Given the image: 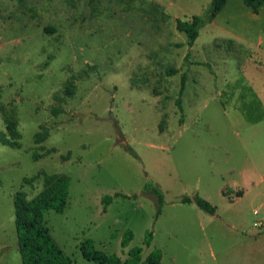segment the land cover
Instances as JSON below:
<instances>
[{
  "label": "rangeland",
  "instance_id": "1",
  "mask_svg": "<svg viewBox=\"0 0 264 264\" xmlns=\"http://www.w3.org/2000/svg\"><path fill=\"white\" fill-rule=\"evenodd\" d=\"M210 3L0 0V130L14 116L21 134L0 144V264H23L14 200L43 191L25 183L43 173L71 179L45 224L75 264H97L88 239L122 260L141 247L161 264H264V5L229 0L189 46L177 20ZM146 185L164 194L159 217ZM118 193L139 198L104 211ZM196 197L217 213L183 203Z\"/></svg>",
  "mask_w": 264,
  "mask_h": 264
},
{
  "label": "trees",
  "instance_id": "2",
  "mask_svg": "<svg viewBox=\"0 0 264 264\" xmlns=\"http://www.w3.org/2000/svg\"><path fill=\"white\" fill-rule=\"evenodd\" d=\"M229 0H211L208 15L205 19L194 18L191 22L177 20V30L184 33L188 38L189 46H193L200 35V29L207 23L213 22L220 12L224 9ZM244 4L257 11L264 5V0H243ZM183 80L181 93L185 89ZM71 91V89H70ZM7 130H0V144L11 147L21 148V134L18 131V122L16 117H6ZM131 154L138 158L137 154L131 151ZM40 157H37L39 159ZM43 177L44 189L34 199L28 200L26 195L18 193L15 196V227L18 237V247L23 264H75L59 247L52 237L45 224V217L49 211L63 214L68 203L71 179L65 175L43 173L33 178H27L25 183L33 184ZM151 191L157 198V213L159 217L163 211L165 197L163 192L153 186L146 185L145 191ZM117 197L127 199H138V195L127 196L121 193L115 196L103 198L102 204L104 211ZM183 203H195L201 210L215 215L217 207L208 201L196 197L184 198ZM134 240V233L127 230L122 237L121 246L123 249L129 247ZM153 237L148 236L145 244L150 246ZM81 251L84 258L97 264H161L163 253L161 250H154L145 259L143 258V249L135 247L129 250L128 257L122 260L117 254L107 255L97 250L92 239L84 241L81 245Z\"/></svg>",
  "mask_w": 264,
  "mask_h": 264
},
{
  "label": "built area",
  "instance_id": "3",
  "mask_svg": "<svg viewBox=\"0 0 264 264\" xmlns=\"http://www.w3.org/2000/svg\"><path fill=\"white\" fill-rule=\"evenodd\" d=\"M254 213H255L256 215L258 214V212H257V211H255ZM259 225H260L259 223H255V226H257V227H258Z\"/></svg>",
  "mask_w": 264,
  "mask_h": 264
},
{
  "label": "crops",
  "instance_id": "4",
  "mask_svg": "<svg viewBox=\"0 0 264 264\" xmlns=\"http://www.w3.org/2000/svg\"><path fill=\"white\" fill-rule=\"evenodd\" d=\"M217 18V17H216ZM212 23V22H211Z\"/></svg>",
  "mask_w": 264,
  "mask_h": 264
}]
</instances>
